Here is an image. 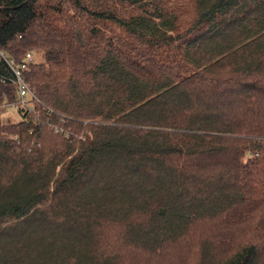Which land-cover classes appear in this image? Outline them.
<instances>
[{
  "label": "trees",
  "instance_id": "obj_1",
  "mask_svg": "<svg viewBox=\"0 0 264 264\" xmlns=\"http://www.w3.org/2000/svg\"><path fill=\"white\" fill-rule=\"evenodd\" d=\"M0 51V264H264V0H0Z\"/></svg>",
  "mask_w": 264,
  "mask_h": 264
},
{
  "label": "rangeland",
  "instance_id": "obj_2",
  "mask_svg": "<svg viewBox=\"0 0 264 264\" xmlns=\"http://www.w3.org/2000/svg\"><path fill=\"white\" fill-rule=\"evenodd\" d=\"M34 59L36 61H42L44 60L43 53H35L33 52ZM17 101V100H16ZM6 101L0 102V126L12 124V123H18L24 119V113L28 108L33 107V102H28L26 104L21 102L19 103L18 101L13 103V104H6ZM19 103V104H18ZM8 136L12 137V134H7ZM210 225L205 224L202 226L203 229H209L210 230ZM198 230H201L198 229ZM199 232V231H197ZM185 257L184 262L187 261L189 255H184L183 258ZM190 258V257H189ZM186 264V263H185ZM187 264H192L191 259L188 260Z\"/></svg>",
  "mask_w": 264,
  "mask_h": 264
},
{
  "label": "built area",
  "instance_id": "obj_3",
  "mask_svg": "<svg viewBox=\"0 0 264 264\" xmlns=\"http://www.w3.org/2000/svg\"><path fill=\"white\" fill-rule=\"evenodd\" d=\"M2 52L0 51V56H2ZM13 74H14V84L17 90V96L21 100V104H26V98L34 97L32 90L28 83L25 80L23 75V71L28 68L29 64L34 61L33 54L31 52L27 53L21 64L16 65L13 60L7 59Z\"/></svg>",
  "mask_w": 264,
  "mask_h": 264
}]
</instances>
